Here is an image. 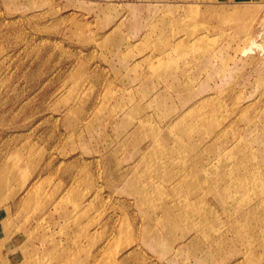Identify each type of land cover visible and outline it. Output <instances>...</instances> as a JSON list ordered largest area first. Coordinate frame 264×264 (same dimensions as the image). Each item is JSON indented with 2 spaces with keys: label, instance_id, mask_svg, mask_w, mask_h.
Listing matches in <instances>:
<instances>
[{
  "label": "rangeland",
  "instance_id": "rangeland-1",
  "mask_svg": "<svg viewBox=\"0 0 264 264\" xmlns=\"http://www.w3.org/2000/svg\"><path fill=\"white\" fill-rule=\"evenodd\" d=\"M0 264H264V0H0Z\"/></svg>",
  "mask_w": 264,
  "mask_h": 264
},
{
  "label": "bare ground",
  "instance_id": "bare-ground-1",
  "mask_svg": "<svg viewBox=\"0 0 264 264\" xmlns=\"http://www.w3.org/2000/svg\"><path fill=\"white\" fill-rule=\"evenodd\" d=\"M182 143V142H181Z\"/></svg>",
  "mask_w": 264,
  "mask_h": 264
}]
</instances>
